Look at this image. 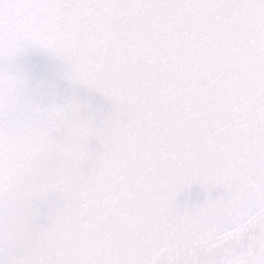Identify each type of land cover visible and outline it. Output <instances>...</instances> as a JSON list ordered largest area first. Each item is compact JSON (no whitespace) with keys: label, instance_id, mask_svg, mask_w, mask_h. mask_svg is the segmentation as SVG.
Wrapping results in <instances>:
<instances>
[{"label":"snow or ice","instance_id":"obj_1","mask_svg":"<svg viewBox=\"0 0 264 264\" xmlns=\"http://www.w3.org/2000/svg\"><path fill=\"white\" fill-rule=\"evenodd\" d=\"M0 264H264V0H0Z\"/></svg>","mask_w":264,"mask_h":264}]
</instances>
